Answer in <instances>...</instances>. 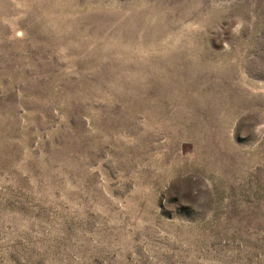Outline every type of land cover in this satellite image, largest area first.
<instances>
[{"label": "rangeland", "instance_id": "obj_1", "mask_svg": "<svg viewBox=\"0 0 264 264\" xmlns=\"http://www.w3.org/2000/svg\"><path fill=\"white\" fill-rule=\"evenodd\" d=\"M0 264H264V0H0Z\"/></svg>", "mask_w": 264, "mask_h": 264}]
</instances>
